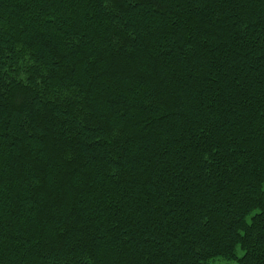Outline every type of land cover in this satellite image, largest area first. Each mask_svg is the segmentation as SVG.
<instances>
[{"label": "trees", "instance_id": "1", "mask_svg": "<svg viewBox=\"0 0 264 264\" xmlns=\"http://www.w3.org/2000/svg\"><path fill=\"white\" fill-rule=\"evenodd\" d=\"M217 256L264 264V0H0V264Z\"/></svg>", "mask_w": 264, "mask_h": 264}, {"label": "rangeland", "instance_id": "2", "mask_svg": "<svg viewBox=\"0 0 264 264\" xmlns=\"http://www.w3.org/2000/svg\"><path fill=\"white\" fill-rule=\"evenodd\" d=\"M237 253H238V255H242L243 254V250L240 247H238ZM210 264H238V263L236 261H234V260H228V259H225V258H223L221 256H217V257H214L210 261Z\"/></svg>", "mask_w": 264, "mask_h": 264}]
</instances>
